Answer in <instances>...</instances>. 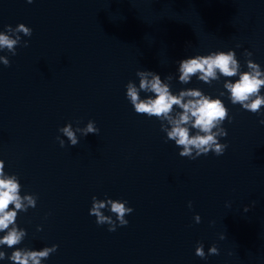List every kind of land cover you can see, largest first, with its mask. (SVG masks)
Wrapping results in <instances>:
<instances>
[{"label":"water","instance_id":"obj_1","mask_svg":"<svg viewBox=\"0 0 264 264\" xmlns=\"http://www.w3.org/2000/svg\"><path fill=\"white\" fill-rule=\"evenodd\" d=\"M21 23L30 36L16 31ZM0 33L19 37L15 55L0 48L10 61L0 60V161L21 198L35 200L9 225L25 236L0 245V264L54 244L40 264H264V105L259 114L234 105L224 87L249 60L264 72V0H0ZM228 51L236 76L179 81L182 59ZM138 71L159 75L173 95L220 99L228 117L213 132L223 154L180 156L171 125L126 97L129 82L139 89ZM89 122L98 133L83 134ZM185 126L198 131L191 119ZM110 200L133 209L115 231L89 214L103 202L115 221Z\"/></svg>","mask_w":264,"mask_h":264},{"label":"clouds","instance_id":"obj_2","mask_svg":"<svg viewBox=\"0 0 264 264\" xmlns=\"http://www.w3.org/2000/svg\"><path fill=\"white\" fill-rule=\"evenodd\" d=\"M31 3L32 0H27ZM8 31H12L10 25H6ZM17 32H22L26 36H30L32 30L25 27L24 24H18ZM19 37L13 39L10 36L0 33V48L8 49L12 55L16 54L15 45ZM24 46H27L25 43ZM251 55V53H246ZM5 66L9 65L10 61L0 57ZM247 67L250 71L241 72L239 79L234 82H226L224 87L230 93V102L232 104L239 103L244 109L259 114L261 105H264V98H261L258 93L264 86V72H261L258 64L251 60L247 62ZM239 65L234 59V52H215L207 56H193L182 59L179 62V81L188 83L191 77L197 73L200 74L199 79L205 83H211V80L218 79L217 70L225 77H233L237 75ZM140 77L139 89L129 82L127 84L126 97L130 100L134 110L138 114H146L149 117H156L159 120H166L171 125L167 131V137L175 140L177 146H182V151L179 153L182 157L195 159L200 155H207L213 152L215 155H222L226 145H221L217 142V133L213 129L218 127L227 117V109L222 101L218 98H209L203 95L201 91L196 89H187L180 91L178 95H173L169 86L162 83L161 78L154 72L138 71L136 73ZM151 79H148V77ZM154 93L145 99H141L139 92ZM255 97V99H251ZM247 101V103H245ZM178 106L180 111L176 116L171 115L173 106ZM191 119V126L197 129L195 135H189V129L185 126ZM264 124V119L260 121ZM61 131L68 137L70 143L75 145L78 143L71 127L65 126ZM98 128L94 127L92 122H89L84 130V135L88 133H98ZM203 133V134H201ZM221 131L219 135H226ZM58 139V138H57ZM63 147V141L59 142ZM195 150V156H193ZM19 184L12 176H5L3 172V162L0 161V231H6V234L0 236V245H6L9 248L19 244L25 232L18 230L15 227L9 228V225H14L16 221L17 211H26L24 200L27 205L35 207V200L31 196H25L23 199L18 194ZM111 212L116 214V220L112 221L99 211L104 208L103 202H93L90 209V215H95L97 224H109L108 230L115 231L117 222L119 225H127L128 221L125 216L133 211L131 207H125V204L118 201H109ZM12 205V208H9ZM191 207V202H189ZM199 222V217H196ZM57 245L46 247L40 251H21L14 250L11 256L8 257L13 264H40L41 259H47L50 254L57 250ZM210 254L218 255L216 247H212ZM196 255L201 258H206L203 253L202 246L196 250ZM5 258V253L0 251V259Z\"/></svg>","mask_w":264,"mask_h":264}]
</instances>
